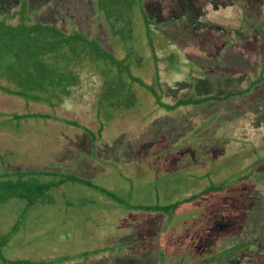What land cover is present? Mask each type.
Returning a JSON list of instances; mask_svg holds the SVG:
<instances>
[{"label": "rangeland", "instance_id": "1", "mask_svg": "<svg viewBox=\"0 0 264 264\" xmlns=\"http://www.w3.org/2000/svg\"><path fill=\"white\" fill-rule=\"evenodd\" d=\"M182 1L145 0L158 23L156 47L162 62L159 78L146 62L135 74L168 104L189 97L238 95L173 111L159 109L144 123L130 125L116 136L105 131L94 144L88 133L61 124L54 128L56 137L35 138L28 163L10 166L7 162L6 168L71 172L92 184L66 183L55 201L34 210L26 224L27 243L14 237L3 250L6 258L39 262L56 253L67 261L64 264H181L185 252L196 251L192 222L202 218L193 217L182 202L194 188L223 181L231 183L228 200L240 212L239 223L234 220L222 238L229 242L226 249L231 248L225 254L234 249V257L221 264H264V0H191V18L181 21L182 13L190 10ZM20 2L0 0V12H11ZM28 5L35 21L75 27L116 56H124L99 16L95 0H28ZM145 41L142 38L139 44ZM145 51L149 57L150 51ZM169 55L174 57L172 63L166 58ZM3 100L4 106L15 103ZM84 108L69 105L60 115L75 118L97 134L94 112ZM244 145L249 147L241 148ZM148 158L156 164L138 175L144 168L141 161ZM191 176L197 177L200 187H192L197 182L191 184ZM107 190L114 194L111 198L105 195ZM159 201L177 205L176 211L129 207ZM12 207L0 210L5 211L0 216L3 229L14 223ZM231 211L236 212L235 207ZM245 243L247 247L237 252Z\"/></svg>", "mask_w": 264, "mask_h": 264}, {"label": "trees", "instance_id": "2", "mask_svg": "<svg viewBox=\"0 0 264 264\" xmlns=\"http://www.w3.org/2000/svg\"><path fill=\"white\" fill-rule=\"evenodd\" d=\"M182 2L187 8L192 4L191 0ZM95 4L99 16L123 50L124 56H116L98 40L75 27L65 29L35 21L29 12L28 0H21L11 12H0V210L13 206L10 210L15 211L16 216L9 227H0V264L66 263V260L56 257V253L51 255L49 261L45 258L36 262L29 257L6 258L3 250L14 237L26 242L25 237L30 235L26 224L33 211L41 210L46 203L55 201L66 183L92 184L88 179L71 172L6 168L7 162L10 166L28 163V153L36 147L35 138H40L41 134L56 137L54 128L61 124L88 133L94 144L105 131L116 136L130 125L144 123L159 109L173 111L181 106L224 101L239 93L189 97L172 104L166 103L160 92L134 72L146 62L152 65L157 78L160 75L162 61L158 56L155 33L158 23L151 16L149 5H146L145 0H95ZM191 11L190 8L182 13L183 19L180 20H187ZM142 38L146 40L145 45L139 44ZM145 49L150 51L149 57L143 54ZM166 58L170 63L174 61L173 55ZM3 98L13 99L14 105L4 106ZM69 105L85 107L84 110L94 112L93 120L99 123L97 134L75 118L60 115ZM245 137L248 139V136ZM248 147L241 146L244 149ZM141 163L144 168H140L142 173L137 174L145 175L148 170L146 167L153 168L156 160L148 158ZM194 177H188L191 184L198 181ZM196 184L192 187H200L199 182ZM230 185L222 181L197 190L194 188L195 193L182 202L191 208L190 213L194 212V215L191 214L193 217L200 215L202 218L192 222L191 233L197 239L192 242L196 251L185 252L181 264H221L226 257L235 253L236 250L232 249V252L225 254L231 248L226 249L229 242L222 239L226 233L224 231L234 220L239 223L240 211L228 200ZM47 192L50 193V199L45 198ZM106 192L105 195L110 198L114 195L108 190ZM165 204L159 201L154 205L136 203L129 207L130 210L145 212L170 214L176 211L177 205ZM195 204L198 205L194 207ZM219 206L229 208V213L220 211ZM231 207H235L236 212L233 213ZM169 238L170 235L164 240L167 247ZM150 240L156 242L155 237ZM239 241L238 237L236 246ZM206 244L208 250L205 249ZM246 244H243V249L237 247V252L243 251ZM160 246L163 247V243ZM207 256L208 262L205 261ZM213 256H218L219 260Z\"/></svg>", "mask_w": 264, "mask_h": 264}, {"label": "crops", "instance_id": "3", "mask_svg": "<svg viewBox=\"0 0 264 264\" xmlns=\"http://www.w3.org/2000/svg\"><path fill=\"white\" fill-rule=\"evenodd\" d=\"M74 264V263H73Z\"/></svg>", "mask_w": 264, "mask_h": 264}]
</instances>
